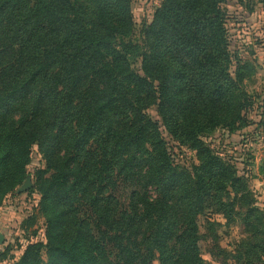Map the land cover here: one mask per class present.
I'll use <instances>...</instances> for the list:
<instances>
[{
    "label": "trees",
    "instance_id": "trees-1",
    "mask_svg": "<svg viewBox=\"0 0 264 264\" xmlns=\"http://www.w3.org/2000/svg\"><path fill=\"white\" fill-rule=\"evenodd\" d=\"M224 2L161 0L137 33L132 0H0V206L31 177L40 200L24 227L43 217L46 239L33 230L2 260L211 264L209 239L220 264H264V209L205 141L264 133V96L245 89L256 64L231 50ZM167 138L197 163L177 162ZM35 146L45 168L32 174ZM237 222L248 236L229 251L218 229Z\"/></svg>",
    "mask_w": 264,
    "mask_h": 264
},
{
    "label": "rangeland",
    "instance_id": "rangeland-1",
    "mask_svg": "<svg viewBox=\"0 0 264 264\" xmlns=\"http://www.w3.org/2000/svg\"><path fill=\"white\" fill-rule=\"evenodd\" d=\"M160 3L161 0H132L131 9L137 33L145 21L152 22L155 9ZM222 6L228 17L231 50L245 60H254L256 64V75L245 83V89L251 95L264 96V4L262 0H225ZM151 113L155 115L154 112ZM257 113L255 109L249 117L256 121L259 119ZM167 139L177 162L181 165L197 163L195 151ZM205 141L223 156L231 158L242 173L245 172L250 188L255 192L256 205L264 209V133L259 135L254 126L236 134H228L226 129H220L206 137ZM40 168H45V162L35 146L28 170L33 174ZM27 192L9 196L0 206V233L4 234V244L12 248V256L15 257H19L29 243L24 237L29 236L33 230H37L35 242H46L43 217L38 216L35 226L28 231L25 230V220L37 213L40 200L37 193ZM130 192L131 188L122 184L115 194L127 205ZM213 220L225 223L221 216H215ZM199 222L204 233V218H200ZM218 235L219 245L229 251L234 250L235 245L248 236L244 226L239 222L229 229L219 228ZM211 248L212 243L209 239L201 241L202 257L211 264H220L221 260L210 253ZM229 264L235 263L231 261Z\"/></svg>",
    "mask_w": 264,
    "mask_h": 264
},
{
    "label": "water",
    "instance_id": "water-1",
    "mask_svg": "<svg viewBox=\"0 0 264 264\" xmlns=\"http://www.w3.org/2000/svg\"><path fill=\"white\" fill-rule=\"evenodd\" d=\"M32 187L31 178L28 177L26 182L17 190L18 194L27 192ZM5 236L4 234L0 233V245L4 244Z\"/></svg>",
    "mask_w": 264,
    "mask_h": 264
},
{
    "label": "crops",
    "instance_id": "crops-1",
    "mask_svg": "<svg viewBox=\"0 0 264 264\" xmlns=\"http://www.w3.org/2000/svg\"><path fill=\"white\" fill-rule=\"evenodd\" d=\"M1 232V231H0ZM7 247V245L5 246V244L0 245V264H13V260L9 259V260H2L1 257L5 252V248ZM22 254V253H21ZM12 255V253L10 254V256ZM15 255H18L17 253H15ZM9 256V257H10ZM15 257V256H14ZM16 259L18 258L17 256L15 257Z\"/></svg>",
    "mask_w": 264,
    "mask_h": 264
}]
</instances>
